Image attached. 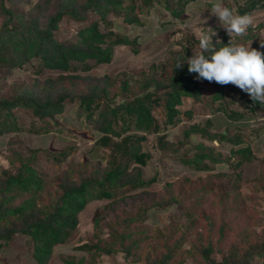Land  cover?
<instances>
[{
    "label": "trees",
    "instance_id": "1",
    "mask_svg": "<svg viewBox=\"0 0 264 264\" xmlns=\"http://www.w3.org/2000/svg\"><path fill=\"white\" fill-rule=\"evenodd\" d=\"M21 0H0V69H22L32 59H39L41 71H58L62 74L56 79L39 81L31 88H25L10 97L0 96V136L22 131L15 110L23 109L32 112L39 120L53 119L64 113L67 102L76 103L85 112V121L93 130L100 133L96 143L101 148H112L115 155H120L119 163L107 162L105 168L92 169L91 160L80 163L70 162L52 181L55 189L46 193L49 182L34 165L37 149L30 157L11 160L13 172L4 170L0 176V254L17 235L30 239V257L35 264H49L56 248L65 245L72 233L78 228L80 215L86 207L101 200H113L117 189L130 188L138 191L148 188L153 180L143 179V167L151 160L152 155L143 150L147 135L160 134L161 149L170 150L174 144L166 142V127H175L183 122V115L191 117V110H182L185 99L193 103L203 100L206 80H198L197 74L188 72L187 63L176 68L178 62L190 58L196 51L185 55L179 54L168 67L150 68L149 74H143L140 80L124 79L119 86L108 75L85 76L73 75L79 70L89 72L95 65L110 64L117 46H127L135 54L140 53L137 37L130 38L115 32L113 24L107 19L111 12H123V22L129 26L142 27L143 21L138 16H131L136 10L134 3L125 5L123 0H69L53 14L45 18L37 14L16 13L11 6ZM145 6L159 5L174 18H181L185 12L176 9V2L183 1L190 6L193 0H140ZM225 6L239 14H252L264 10V0H222ZM232 2L234 4H232ZM90 16L94 17L91 18ZM65 17L80 24L71 40L63 41L58 37L60 25ZM183 18H181L182 20ZM261 24V23H259ZM102 26L105 30H102ZM250 29V28H249ZM252 29V28H251ZM248 30L243 44L254 38ZM229 40L221 42L227 45ZM218 44L217 47H222ZM264 52V46L253 44ZM78 63L82 67L75 68ZM144 73V72H143ZM214 89L211 103H224L228 97L232 101H241L248 110L264 113V102L253 101L251 97L234 85H219L212 82ZM41 86V87H40ZM72 86V87H71ZM80 86L83 89L75 92ZM162 112L163 123L155 116V110ZM222 110L219 108L213 114ZM231 122H240L249 118L246 112H229ZM214 125L209 120L206 126L191 125L183 132L185 139L199 135L208 142L230 145L229 157H224L210 145L199 143L194 147L191 158L184 159L183 164L192 172L207 173L211 190L219 175L213 172V166L231 165L239 169L243 164L252 162L256 156L251 143L242 134H230L228 131L212 133ZM70 156V150H63L54 155L55 162L61 164ZM232 163V164H231ZM240 176L235 178V184ZM144 192V191H143ZM235 190L225 195L231 198ZM158 203L142 206L135 213L117 218L109 227L108 239L87 242L75 249L91 255L110 256L118 252L126 258L139 255L141 248L149 239V227L145 217L151 208ZM243 207L224 206L225 218H238ZM98 225V219L96 220ZM230 222L219 227V242H224L231 232ZM167 241V240H166ZM161 245L159 256L150 264H184L178 258L185 240L184 236L170 245L169 241ZM217 246L210 244L204 249L192 247L189 251L204 264H252L250 260L258 252H236L221 260L213 259ZM63 264H83L72 256L62 260ZM264 264V258L263 263Z\"/></svg>",
    "mask_w": 264,
    "mask_h": 264
},
{
    "label": "rangeland",
    "instance_id": "2",
    "mask_svg": "<svg viewBox=\"0 0 264 264\" xmlns=\"http://www.w3.org/2000/svg\"><path fill=\"white\" fill-rule=\"evenodd\" d=\"M68 1L21 0L8 6L16 13L37 14L45 18ZM77 1L80 5L84 3V0ZM123 2L125 5L134 3L137 6L131 16L140 17L143 26L137 28L125 24L123 22L125 14L121 11L111 12L107 19L112 22L115 32L119 35L138 38L140 53H133L127 46H117L110 64L95 65L94 61H87L93 69L89 72L79 70L73 75L108 74L116 86L127 78L131 81L140 80L143 74L150 73V68L168 67L179 54L199 52V42L194 32L204 27L201 19L207 20L205 27H211L216 32V36L213 37L214 43L216 40L221 42L230 40L220 26L218 18L210 13L212 8L210 0H193L194 3L190 6L183 1L176 2V9L185 12L182 14V20L172 17L159 5L145 6L140 0ZM221 2L223 3L222 0ZM239 2L243 3V0ZM80 26L65 17L57 35L60 40H71ZM102 30H105L103 26ZM251 31L254 35L249 41L252 42L251 47L255 43H264V20L261 24L256 22L255 29ZM245 36L235 37L234 43H243ZM74 66L82 67L78 63ZM61 74L58 71H41L38 58L29 61L22 69H0V96L16 95L25 88L35 86L38 81L43 83L47 79H56ZM81 89L82 86L76 88L75 92ZM213 89L212 83L204 84L203 100L200 103L187 100L182 109L191 110V117L184 114L182 123L165 128V140L174 144L173 149H161L159 138L162 133L148 135V139L143 143L144 150L152 154L147 166L143 167V179L153 180L148 188L138 191L130 188L117 189L114 191L116 198L113 200L104 199L90 203L80 215L78 228L65 245L56 248L53 257L57 256L61 264L68 256L74 257L76 261L82 260L83 264H150L148 256L151 255V260L159 256L161 245L166 240L172 245L184 236L185 243L178 253V258L183 259L184 264H204L189 250L192 247L202 250L210 244L218 248L213 255V259L218 261L236 252L249 251L258 252L250 263L258 258H264V132L260 134L261 129L256 127L264 124V113L252 115L243 102L232 101L229 95L224 103H211ZM218 108L222 111L213 114ZM232 111L246 112L249 118L236 123L231 122L227 115ZM15 114L22 131L0 136V176L4 170L9 172L15 170L11 160L18 157L26 159L30 157L31 151L37 149L33 165L47 177L48 194L55 189L53 179L70 162L80 163L88 158L91 160L92 169L98 166L103 169L107 162L122 161V157L115 155L112 148H101L97 145L96 141L101 135L89 126L87 120L85 121V112L76 103L67 102L64 113L53 119L39 120L31 111L23 109L15 110ZM155 116L163 123L164 119L159 109L155 110ZM209 120L214 125L210 128L212 133L228 131L232 135L242 134L251 143L256 156L255 160L243 164L239 169L233 168L232 165L229 167L228 164L213 166L211 173L219 175V178L211 190L207 173L192 172L183 164L184 159L192 157L194 147L199 142L212 146L224 157L230 156L228 144L208 142L198 135L185 139L183 132L191 125L206 126ZM68 149L70 150L68 159L57 164L54 155ZM237 175L240 179L235 184ZM231 190H235V195L231 194L229 199L225 194ZM153 203H158L159 206L151 208L146 214L145 224L149 227V239L141 248L139 255L129 258L120 252L110 256L91 255L75 249L83 243L108 239L109 227L114 220L127 216L128 213L137 212L141 206L143 208ZM238 204L243 207L242 214L238 218L233 216L225 218L224 206L235 207ZM227 222L232 225L231 232L224 242H219V227ZM15 238L16 243L11 245L10 242L0 254V264H17L13 261L15 254L23 255L26 264H34L30 257V239L21 235Z\"/></svg>",
    "mask_w": 264,
    "mask_h": 264
},
{
    "label": "clouds",
    "instance_id": "3",
    "mask_svg": "<svg viewBox=\"0 0 264 264\" xmlns=\"http://www.w3.org/2000/svg\"><path fill=\"white\" fill-rule=\"evenodd\" d=\"M210 2V13L218 18L220 26L230 37L228 44L224 45L220 40L214 43L216 32L211 27H205L207 20L200 18L204 27L194 32L200 51L178 62L176 68L187 63L188 72L197 74L198 80L222 86L231 84L247 93L253 101L264 102V52L252 48V42L234 43L235 37H244L249 28L255 29L256 18L252 14H239L221 0ZM218 44L223 46L218 48Z\"/></svg>",
    "mask_w": 264,
    "mask_h": 264
},
{
    "label": "crops",
    "instance_id": "4",
    "mask_svg": "<svg viewBox=\"0 0 264 264\" xmlns=\"http://www.w3.org/2000/svg\"><path fill=\"white\" fill-rule=\"evenodd\" d=\"M244 3V2H243ZM243 3H240V4H243ZM255 18H256V22H259V23H261L263 20H264V10H261V11H259V12H257V14H255V15H253ZM187 100H190V99H185V101H184V105H185V102L187 101ZM191 102H192V100H190ZM193 103V102H192ZM234 123H236V122H234ZM256 127H258V128H260L261 130L259 131L260 132V134L262 133V132H264V124H262V125H259V126H256ZM191 136H193V135H191ZM199 136V135H198ZM146 137H148V135L146 136ZM200 137V136H199ZM201 138V137H200ZM148 139V138H147ZM146 139V140H147ZM202 139V138H201ZM253 139V138H252ZM203 140V139H202ZM146 142V141H145ZM199 143H204V142H199ZM198 143V144H199ZM205 144V143H204ZM143 150H144V148H143ZM145 152H149L148 150H144ZM150 153V152H149ZM152 155V154H151ZM147 166V165H146ZM145 166V167H146ZM146 181V180H145ZM16 241H17V238H15V240L13 241V242H11V245H14L15 243H16ZM16 248H18V246L16 247ZM18 249H16V251H17ZM16 255V257L13 259V261H14V263H23V264H26L27 263V261H26V259H24V258H22V256L23 255H17V254H15ZM22 261V262H21ZM263 263V258L262 259H260V258H258L257 260H255V261H253L252 262V264H262ZM35 264V263H34ZM49 264H61V262H60V260H59V258L56 256V257H53L51 260H50V262H49Z\"/></svg>",
    "mask_w": 264,
    "mask_h": 264
}]
</instances>
